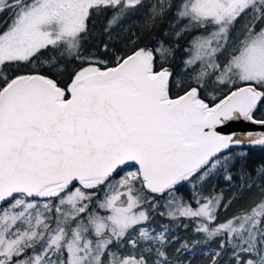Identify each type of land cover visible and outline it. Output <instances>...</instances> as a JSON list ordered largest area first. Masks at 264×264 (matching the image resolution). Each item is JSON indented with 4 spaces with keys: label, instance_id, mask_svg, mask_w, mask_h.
Wrapping results in <instances>:
<instances>
[{
    "label": "snow or ice",
    "instance_id": "1",
    "mask_svg": "<svg viewBox=\"0 0 264 264\" xmlns=\"http://www.w3.org/2000/svg\"><path fill=\"white\" fill-rule=\"evenodd\" d=\"M194 254L264 264V0H0V264Z\"/></svg>",
    "mask_w": 264,
    "mask_h": 264
},
{
    "label": "trees",
    "instance_id": "2",
    "mask_svg": "<svg viewBox=\"0 0 264 264\" xmlns=\"http://www.w3.org/2000/svg\"><path fill=\"white\" fill-rule=\"evenodd\" d=\"M97 28H99V20L97 21ZM169 30H170L169 22L167 20L160 21L157 23L156 28L152 32V35L149 36L145 42L146 43L151 42L153 39H155L156 41L167 40L170 44H173V46H175L174 44L175 37L167 35ZM107 40L108 38L105 37L106 42ZM98 42H99V35L97 34L96 37L90 41V45L94 47L95 45L98 44ZM183 45H184V41L181 40L180 46L182 47ZM118 46L123 48L122 43H119ZM259 155L260 153L258 152L251 153L253 159H256ZM234 189H235V185L229 187L222 180L218 182L215 177L211 181H209L207 185H205V190H207L209 193L213 191H215L216 193H222L225 203H227L229 200H232V203L229 207L221 208L219 210L220 220H224L228 217L237 214L241 210V208L246 207L249 200L256 195L255 192L245 193L243 197L237 198ZM156 219H157V225H159V221L163 218L157 216ZM165 223L170 224L172 230L175 232L178 238L191 240V238L194 236L191 227L185 229L183 226L177 227L175 224H171L169 221H165ZM179 246H180L179 244L175 245V247H179ZM171 251L174 253L175 248L171 249ZM194 255L195 258L192 260V264H205V258L203 256H198L197 254Z\"/></svg>",
    "mask_w": 264,
    "mask_h": 264
},
{
    "label": "rangeland",
    "instance_id": "3",
    "mask_svg": "<svg viewBox=\"0 0 264 264\" xmlns=\"http://www.w3.org/2000/svg\"><path fill=\"white\" fill-rule=\"evenodd\" d=\"M154 226H158V225H154ZM198 256H200L199 254H197Z\"/></svg>",
    "mask_w": 264,
    "mask_h": 264
},
{
    "label": "water",
    "instance_id": "4",
    "mask_svg": "<svg viewBox=\"0 0 264 264\" xmlns=\"http://www.w3.org/2000/svg\"><path fill=\"white\" fill-rule=\"evenodd\" d=\"M250 127H255V126H250Z\"/></svg>",
    "mask_w": 264,
    "mask_h": 264
}]
</instances>
